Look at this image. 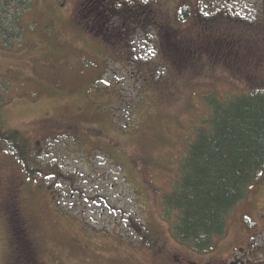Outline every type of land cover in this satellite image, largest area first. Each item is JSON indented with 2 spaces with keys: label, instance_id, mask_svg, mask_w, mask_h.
Segmentation results:
<instances>
[{
  "label": "rangeland",
  "instance_id": "rangeland-1",
  "mask_svg": "<svg viewBox=\"0 0 264 264\" xmlns=\"http://www.w3.org/2000/svg\"><path fill=\"white\" fill-rule=\"evenodd\" d=\"M5 2L0 24L16 38L5 31L13 38L8 47L0 36L3 126L26 136L38 158L32 165H46L49 175L46 185L26 177L12 152L0 146V264L11 257L5 197L12 191L27 216L37 264H215L247 243L253 233L245 224L255 219L253 232L264 240V171L228 216L225 233L206 250L175 236L178 212L168 217L163 206V196L182 175L190 144L210 117L205 97L264 87V55L250 52L238 61L232 57L233 63L201 57V70L175 67L155 49L157 39L164 40L157 24L126 33L129 50L122 39L115 47L106 45L107 35H93L91 18L77 23L74 1ZM167 12L163 20L179 30ZM260 13L255 7L250 15ZM127 28L122 26L121 35ZM220 28L247 40L256 31L235 22ZM152 71L164 84L153 83Z\"/></svg>",
  "mask_w": 264,
  "mask_h": 264
},
{
  "label": "trees",
  "instance_id": "trees-1",
  "mask_svg": "<svg viewBox=\"0 0 264 264\" xmlns=\"http://www.w3.org/2000/svg\"><path fill=\"white\" fill-rule=\"evenodd\" d=\"M5 1V6L11 5V0ZM148 7L142 6L138 15L132 18H128L129 12L124 13L123 18H91L90 25L96 26L103 35L108 36L106 45L111 42L110 45L116 47L122 39L124 45L131 50L132 40L126 33L136 26L149 27L164 22L163 18H147ZM140 12L144 13L141 17ZM86 19L89 18H77L76 22L79 20L83 25L87 22ZM201 21H209L214 31L210 32V27L208 31H203V27L197 25L196 30L192 28L191 35L194 31L201 34V37H197L198 41L193 38L191 44L179 46L177 50H157V53L165 54L163 60L175 67L199 65L198 69L201 70V57L218 60L223 58L222 63H233L234 60L247 58L250 52L258 53L264 48V18H214ZM223 22H235L256 31L251 40H247L234 31L222 30L220 24ZM122 26L128 28L121 35L119 30ZM5 31L16 38L14 33L0 24V36L4 44L11 45L13 38H8ZM232 57L235 59L231 60ZM251 62L250 58L249 63ZM251 64L255 65L256 61ZM252 66L246 69L250 73L254 70ZM150 77L155 78V82L152 81L154 84L161 85L165 82V78L162 75L158 77L154 71ZM250 79L255 77L251 75ZM205 102L210 107V117L204 120L195 140L190 144L188 155L182 162V175L175 188L163 196L167 216L178 212L173 233L198 250L208 249L216 237L225 233L228 216L237 203L246 197L249 186L264 171V87L255 85L250 91L229 98L209 94L205 97ZM2 120L0 104V146L12 152L26 177L43 179L46 185L45 176L49 175L46 165H32L31 160L38 158L30 150L28 139L19 129L5 128ZM73 128L75 127L70 126V129ZM45 188L48 189L49 186ZM16 194L12 191L5 197L11 217H8V226L12 231L11 257L7 264H37L30 225Z\"/></svg>",
  "mask_w": 264,
  "mask_h": 264
},
{
  "label": "flooded vegetation",
  "instance_id": "flooded-vegetation-1",
  "mask_svg": "<svg viewBox=\"0 0 264 264\" xmlns=\"http://www.w3.org/2000/svg\"><path fill=\"white\" fill-rule=\"evenodd\" d=\"M72 1L76 6V9L74 6L73 18H123V14L128 12L130 13L128 18H132L138 15L142 6H149L147 18H166V15L170 13L167 12V9H170L173 18H191L192 20L187 23L184 22L185 20H178L181 23L179 30L172 29L168 22L157 23L155 21L164 36L163 41L157 39L156 49L165 50H177L179 46L191 44L193 38L198 41L200 34L197 31L191 35L192 28L196 30L193 25L211 26L209 21L203 22L200 20L201 18H264V0H63V3L68 6ZM255 7H258L261 12L257 17L250 15L255 14ZM140 13L139 17L144 15V13ZM210 28V32L214 31L212 27ZM201 29L204 31V28ZM89 31L96 37L103 35V32L96 26L90 25ZM176 41L178 42L176 43ZM258 53L263 56L264 48L260 49ZM254 222L255 224L252 226L245 224V229L253 233L247 243L238 245L230 256L220 259L221 261L215 264H256L258 257H261L258 264H264V240H258L259 234L253 232L258 226L256 219ZM167 258L171 257L167 256ZM186 264L214 263L186 260Z\"/></svg>",
  "mask_w": 264,
  "mask_h": 264
}]
</instances>
